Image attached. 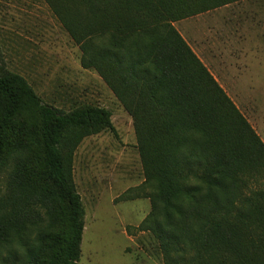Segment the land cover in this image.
<instances>
[{"label": "trees", "instance_id": "1", "mask_svg": "<svg viewBox=\"0 0 264 264\" xmlns=\"http://www.w3.org/2000/svg\"><path fill=\"white\" fill-rule=\"evenodd\" d=\"M241 0H47L132 117L162 264H264V144L173 24ZM111 113L45 104L0 73V264H77L84 211L72 180L82 138Z\"/></svg>", "mask_w": 264, "mask_h": 264}, {"label": "rangeland", "instance_id": "2", "mask_svg": "<svg viewBox=\"0 0 264 264\" xmlns=\"http://www.w3.org/2000/svg\"><path fill=\"white\" fill-rule=\"evenodd\" d=\"M173 26L264 144V0ZM80 56L47 0H0V73L23 77L43 103L63 111L93 105L111 113L113 131L82 138L72 154L84 211L77 264H162L150 235L126 230L150 210L147 198H122L144 181L133 119Z\"/></svg>", "mask_w": 264, "mask_h": 264}]
</instances>
